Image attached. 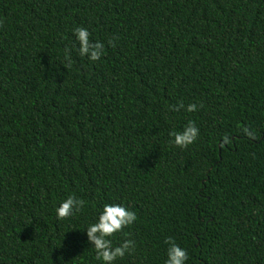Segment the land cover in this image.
Listing matches in <instances>:
<instances>
[{
    "label": "trees",
    "instance_id": "1",
    "mask_svg": "<svg viewBox=\"0 0 264 264\" xmlns=\"http://www.w3.org/2000/svg\"><path fill=\"white\" fill-rule=\"evenodd\" d=\"M0 21V264H103L105 204L137 215L114 264H165L169 237L186 264H264V0H0Z\"/></svg>",
    "mask_w": 264,
    "mask_h": 264
},
{
    "label": "clouds",
    "instance_id": "2",
    "mask_svg": "<svg viewBox=\"0 0 264 264\" xmlns=\"http://www.w3.org/2000/svg\"><path fill=\"white\" fill-rule=\"evenodd\" d=\"M3 26V21H0V27ZM74 35L79 41L78 53L81 57H88L91 61H99L105 54L104 43L91 39V33L87 28L76 27L73 30ZM109 46L116 47L115 39L108 41ZM66 58L71 63L70 52L66 50ZM203 108V104L199 105ZM185 108L181 101L174 106V111H180ZM188 112H196L198 107L196 104H189L186 109ZM199 128L195 121H188L182 131L173 130L169 135L173 138L171 143L181 149H187L194 144L199 138ZM245 135L250 139H257L255 131L248 128L243 129ZM85 201L74 195L67 197L60 203L56 209L58 219L64 220L73 217L75 214L83 211ZM137 220V215L134 211L120 204H105L103 211L100 213L97 221L90 224L86 230L88 243H90L96 251V259L103 264H114L117 259H123L126 255L134 254L136 251V242L131 238H126L119 245L114 246L112 237L117 233H124L125 237H131V233L124 232V229L131 226ZM169 245L167 250V260L165 264H186L189 259V254L186 249L181 248L176 241L169 237L165 241Z\"/></svg>",
    "mask_w": 264,
    "mask_h": 264
}]
</instances>
